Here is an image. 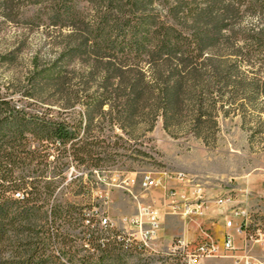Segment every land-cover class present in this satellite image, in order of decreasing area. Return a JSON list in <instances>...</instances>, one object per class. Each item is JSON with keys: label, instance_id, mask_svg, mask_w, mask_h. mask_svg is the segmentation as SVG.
<instances>
[{"label": "trees", "instance_id": "16d2710c", "mask_svg": "<svg viewBox=\"0 0 264 264\" xmlns=\"http://www.w3.org/2000/svg\"><path fill=\"white\" fill-rule=\"evenodd\" d=\"M0 15L51 46L0 87V264H124L138 250L62 198L66 170L147 156L160 118L211 145L239 117L264 145V0H0Z\"/></svg>", "mask_w": 264, "mask_h": 264}, {"label": "rangeland", "instance_id": "374dc122", "mask_svg": "<svg viewBox=\"0 0 264 264\" xmlns=\"http://www.w3.org/2000/svg\"><path fill=\"white\" fill-rule=\"evenodd\" d=\"M27 12L28 18L33 10L28 9ZM50 52L51 46L44 27L19 20L8 22L0 15L2 89L23 82L31 69L33 58L36 55L45 57ZM5 58L8 60L4 61ZM15 96L18 98L20 94ZM140 142H143L142 146L137 149L145 151L147 156L128 153L131 158L108 164L101 171L78 163H72L66 170L67 182L72 184L69 187L64 185L62 198L81 206L92 205L88 217L95 220L94 226H99L102 217L106 216L115 222L118 230L109 229L111 241L117 232L122 231V220L137 213L134 196L143 203L162 202L164 194L175 189L178 200L187 197L193 199L198 185L205 189L210 198L229 193L239 199L244 196L258 197L264 190V145L252 141L239 117L220 119V132L211 145L190 134L165 130L161 118L154 130L140 138ZM180 173L185 174L191 182L179 183L177 175ZM145 175L161 180L165 189L142 191L138 185ZM129 179H136L137 184L128 185ZM223 211L213 207L203 218L167 217L159 246L169 245L180 235L193 240L200 233V225L203 230H210L221 246L225 233L222 226L225 227L221 214ZM220 222L222 224H218ZM259 229L264 231V215L261 214L253 216L248 232L255 235ZM232 235L235 237V247L239 248L241 242L236 232L233 231ZM261 248L256 246L258 256L264 254ZM126 251L124 264H164L169 261L167 252H155L148 256V253L141 251ZM228 257L204 260L201 264H234Z\"/></svg>", "mask_w": 264, "mask_h": 264}, {"label": "built area", "instance_id": "2783aa9c", "mask_svg": "<svg viewBox=\"0 0 264 264\" xmlns=\"http://www.w3.org/2000/svg\"><path fill=\"white\" fill-rule=\"evenodd\" d=\"M177 179L182 184L191 182L183 173L178 174ZM127 183L132 186L137 184L136 179H129ZM138 186L145 192L165 189L161 180L150 175H145ZM243 198L244 200L240 201L231 193L210 198L199 185L194 190L193 199L187 197L178 200L175 189L165 193L162 202L143 203L139 197L134 196L137 213L122 220V231L117 232L113 239L123 242L127 248H136L138 251L148 253V256L155 252H168L169 261L163 262L164 264H201L204 260L226 258L227 255L234 264H264V254L258 256L256 250V246L259 245L264 253V231L259 229L255 235L248 232L253 216L264 215V198L257 196ZM213 207L224 210L221 214L225 221V233L221 246L210 230H203L201 225L200 233L193 240L180 235L169 245L159 246L158 241L167 217L203 218ZM100 226L111 231L118 230L116 223L108 216L102 217ZM233 231L241 242L239 248L235 247Z\"/></svg>", "mask_w": 264, "mask_h": 264}, {"label": "crops", "instance_id": "0c3cea01", "mask_svg": "<svg viewBox=\"0 0 264 264\" xmlns=\"http://www.w3.org/2000/svg\"><path fill=\"white\" fill-rule=\"evenodd\" d=\"M258 197L264 198V190L260 192V194L258 195ZM243 200H244V198H241V199H240V201H243ZM263 213H264V207H263ZM218 224H222V222H220V223H218ZM222 226H223V229H224L225 227H224L223 224H222ZM224 230H225V229H224ZM214 238H215V237H214ZM215 240H216V238H215ZM216 241H217V240H216ZM222 241H223V239H222Z\"/></svg>", "mask_w": 264, "mask_h": 264}, {"label": "bare ground", "instance_id": "6f19581e", "mask_svg": "<svg viewBox=\"0 0 264 264\" xmlns=\"http://www.w3.org/2000/svg\"><path fill=\"white\" fill-rule=\"evenodd\" d=\"M157 253H159V252H157ZM163 254H164V253H163ZM166 254H167V256H169V253H168V252H167Z\"/></svg>", "mask_w": 264, "mask_h": 264}]
</instances>
